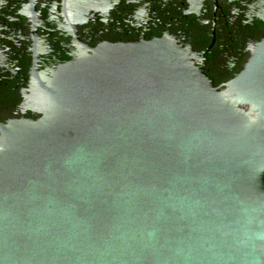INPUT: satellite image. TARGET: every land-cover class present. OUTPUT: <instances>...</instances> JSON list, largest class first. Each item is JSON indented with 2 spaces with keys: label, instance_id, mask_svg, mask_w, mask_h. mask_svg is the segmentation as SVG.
<instances>
[{
  "label": "water",
  "instance_id": "water-1",
  "mask_svg": "<svg viewBox=\"0 0 264 264\" xmlns=\"http://www.w3.org/2000/svg\"><path fill=\"white\" fill-rule=\"evenodd\" d=\"M0 145V264H264V41L223 88L177 47L63 68Z\"/></svg>",
  "mask_w": 264,
  "mask_h": 264
},
{
  "label": "flooded vegetation",
  "instance_id": "flooded-vegetation-1",
  "mask_svg": "<svg viewBox=\"0 0 264 264\" xmlns=\"http://www.w3.org/2000/svg\"><path fill=\"white\" fill-rule=\"evenodd\" d=\"M156 41L223 88L264 41V0H0V145L44 119L63 68Z\"/></svg>",
  "mask_w": 264,
  "mask_h": 264
}]
</instances>
